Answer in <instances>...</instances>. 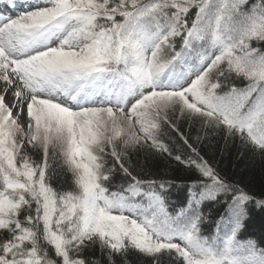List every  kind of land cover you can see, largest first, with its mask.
Returning <instances> with one entry per match:
<instances>
[{
  "label": "snow or ice",
  "instance_id": "6c2138e0",
  "mask_svg": "<svg viewBox=\"0 0 264 264\" xmlns=\"http://www.w3.org/2000/svg\"><path fill=\"white\" fill-rule=\"evenodd\" d=\"M245 4L0 0V264H88L87 242L107 250L108 264L130 250L152 264H264V247L239 238L254 198L206 161L190 162L204 190L175 215L154 190L163 183L121 162L135 145L167 152L156 132L177 113L264 151V50L253 46L264 42V2ZM106 157L126 187L110 191ZM58 158L72 191L51 183ZM220 194L230 202L204 236L198 206Z\"/></svg>",
  "mask_w": 264,
  "mask_h": 264
},
{
  "label": "trees",
  "instance_id": "16d2710c",
  "mask_svg": "<svg viewBox=\"0 0 264 264\" xmlns=\"http://www.w3.org/2000/svg\"><path fill=\"white\" fill-rule=\"evenodd\" d=\"M262 2L264 0H249V4ZM249 4L243 5L242 10H246ZM253 46L264 50V42L253 41ZM233 83L236 87H243L246 81L235 79ZM156 139L168 151L158 150L151 146V142L128 148L121 161L128 172L142 181L163 183V189L155 187L154 190L164 196L167 210L175 215L181 209L187 210L190 191L199 193L204 190L199 184L205 178L190 162L206 161L226 183L254 198L245 205L248 219L239 238L252 239L258 246L264 247V207L255 203L264 200V151L244 143L239 136H229L226 128L214 127L203 118L190 115L171 117L168 123H162L156 132ZM35 157L40 160L42 153ZM106 160V166L112 168L111 179L106 182L110 191L126 187L130 183L129 177L110 158L106 157ZM52 167L55 169L51 177L53 187L60 191L74 190L72 173L59 158ZM193 184L197 187L193 188ZM143 190H149L147 184ZM137 200L146 203L142 196ZM225 201L230 202V196L220 194L217 200H206L198 206L202 213L201 224L206 227L207 233H215L216 224L226 211ZM80 255L88 264H108L107 250L101 249L98 243L87 244ZM112 259L115 264H152L151 257L135 250H130L123 258L114 255ZM165 264H168L167 259Z\"/></svg>",
  "mask_w": 264,
  "mask_h": 264
},
{
  "label": "rangeland",
  "instance_id": "374dc122",
  "mask_svg": "<svg viewBox=\"0 0 264 264\" xmlns=\"http://www.w3.org/2000/svg\"><path fill=\"white\" fill-rule=\"evenodd\" d=\"M12 12H9V15L11 14ZM13 14V13H12ZM175 116H179V114L177 113V114H170V116H169V119L171 118V117H175ZM163 123V122H162ZM162 123H161V125H162ZM29 154L33 157V159H36V160H39V157H35V155H38V153L37 152H35L34 150H30L29 151ZM38 158V159H37ZM200 228H201V234L202 235H204V236H208V237H211L212 235H214V234H210V233H207L206 232V227L204 226V225H202V224H200ZM95 243H97V242H87V244H95Z\"/></svg>",
  "mask_w": 264,
  "mask_h": 264
},
{
  "label": "bare ground",
  "instance_id": "6f19581e",
  "mask_svg": "<svg viewBox=\"0 0 264 264\" xmlns=\"http://www.w3.org/2000/svg\"><path fill=\"white\" fill-rule=\"evenodd\" d=\"M6 102H9L10 103V101L8 100V98H6Z\"/></svg>",
  "mask_w": 264,
  "mask_h": 264
}]
</instances>
